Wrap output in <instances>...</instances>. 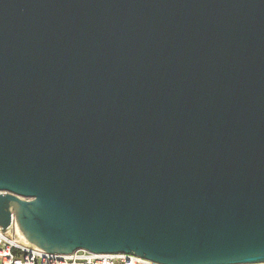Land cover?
<instances>
[{
	"label": "water",
	"instance_id": "1",
	"mask_svg": "<svg viewBox=\"0 0 264 264\" xmlns=\"http://www.w3.org/2000/svg\"><path fill=\"white\" fill-rule=\"evenodd\" d=\"M49 254L264 263V0H0V228Z\"/></svg>",
	"mask_w": 264,
	"mask_h": 264
},
{
	"label": "built area",
	"instance_id": "2",
	"mask_svg": "<svg viewBox=\"0 0 264 264\" xmlns=\"http://www.w3.org/2000/svg\"><path fill=\"white\" fill-rule=\"evenodd\" d=\"M0 264H156L134 255L91 254L76 251L68 255L44 253L28 244L13 222L0 228ZM264 264V263H258Z\"/></svg>",
	"mask_w": 264,
	"mask_h": 264
}]
</instances>
